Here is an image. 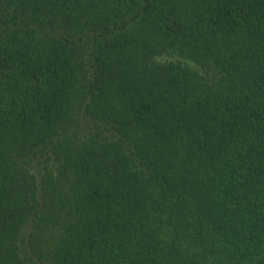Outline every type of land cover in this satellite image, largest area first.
<instances>
[{"label":"trees","instance_id":"trees-1","mask_svg":"<svg viewBox=\"0 0 264 264\" xmlns=\"http://www.w3.org/2000/svg\"><path fill=\"white\" fill-rule=\"evenodd\" d=\"M0 264H264V0H0Z\"/></svg>","mask_w":264,"mask_h":264}]
</instances>
